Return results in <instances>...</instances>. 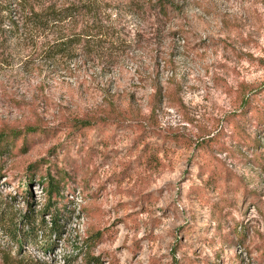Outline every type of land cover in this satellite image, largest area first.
I'll return each instance as SVG.
<instances>
[{
    "label": "rangeland",
    "instance_id": "obj_1",
    "mask_svg": "<svg viewBox=\"0 0 264 264\" xmlns=\"http://www.w3.org/2000/svg\"><path fill=\"white\" fill-rule=\"evenodd\" d=\"M146 1L46 0L81 43L0 48V206L61 211L42 264H264V0Z\"/></svg>",
    "mask_w": 264,
    "mask_h": 264
},
{
    "label": "trees",
    "instance_id": "obj_2",
    "mask_svg": "<svg viewBox=\"0 0 264 264\" xmlns=\"http://www.w3.org/2000/svg\"><path fill=\"white\" fill-rule=\"evenodd\" d=\"M45 1L0 0V48L9 39L18 42H31L39 34V31L51 27L58 30L55 38L44 46L45 57L55 58L69 52L76 44L81 43L83 35H85L83 32H63L59 23L67 17L77 18V16L83 13L82 6L68 4L67 6L57 7L50 3L45 5ZM93 3L92 1L90 6ZM146 3L155 8L158 6L161 12L166 11L165 2L147 0ZM98 32L97 30L95 31V33ZM2 57L3 53H1ZM4 59H6V56H4ZM108 107H110L111 112L119 114L111 103ZM105 120L95 115L91 117L86 115L74 117L66 121V124L71 128L80 129ZM22 128L23 131H36L41 127L37 126V124L27 123ZM16 129L12 127V130L9 132L0 131V141L7 136L17 134L18 131ZM49 203L50 201L48 200L42 205L40 213L37 216H34L31 211L24 214H16L6 204L0 206V230L6 238L3 242H0V264H42L39 259L28 254L26 255L22 244L27 242L37 245L44 238H47L45 241L47 242L51 237L61 235L63 226L60 221L63 214L60 210L52 208L53 206L49 205ZM46 214L49 215V219L47 220L44 217ZM9 244L18 247L17 251L14 252Z\"/></svg>",
    "mask_w": 264,
    "mask_h": 264
}]
</instances>
